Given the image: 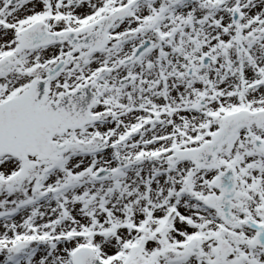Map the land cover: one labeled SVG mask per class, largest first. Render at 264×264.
Wrapping results in <instances>:
<instances>
[{
    "label": "snow or ice",
    "instance_id": "obj_1",
    "mask_svg": "<svg viewBox=\"0 0 264 264\" xmlns=\"http://www.w3.org/2000/svg\"><path fill=\"white\" fill-rule=\"evenodd\" d=\"M0 264H264V0H0Z\"/></svg>",
    "mask_w": 264,
    "mask_h": 264
}]
</instances>
